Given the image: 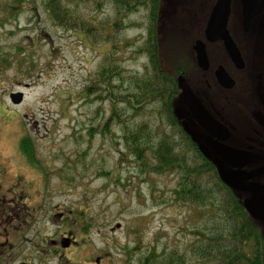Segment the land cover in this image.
I'll list each match as a JSON object with an SVG mask.
<instances>
[{"label":"rangeland","instance_id":"374dc122","mask_svg":"<svg viewBox=\"0 0 264 264\" xmlns=\"http://www.w3.org/2000/svg\"><path fill=\"white\" fill-rule=\"evenodd\" d=\"M46 1L29 0L16 10L12 0H0V153H21L30 162L32 156L38 166L57 171L46 186V208L60 206L67 217L47 224V237L58 225L75 223L79 243L65 248L71 262L64 256L62 264H84L104 254L107 264H141L154 247L184 250L194 242L192 230L205 222L198 208L177 200L180 173L155 172L152 162V146L166 134L180 141V134L159 103L139 115L126 112L122 122L138 129L139 150L146 144L144 160L138 158L122 124L107 128L110 84L98 89L103 67H118L124 79L149 69L141 52L151 27L149 0L139 6L131 0V12L119 10L114 0H63L69 17L64 23L73 25L74 19L81 30L96 28L90 37L56 24ZM171 3L162 18L182 20L184 0ZM186 49L173 38L164 54L181 56ZM126 85L118 77L112 84L120 93ZM18 93L24 100L15 105L11 96Z\"/></svg>","mask_w":264,"mask_h":264},{"label":"flooded vegetation","instance_id":"af4514ba","mask_svg":"<svg viewBox=\"0 0 264 264\" xmlns=\"http://www.w3.org/2000/svg\"><path fill=\"white\" fill-rule=\"evenodd\" d=\"M170 6L171 0L151 6L157 9L151 26L164 49L173 38L187 45L181 56H165L176 83L173 113L184 150L215 165L249 216L264 225L246 208L254 196L264 199V0H184L182 20L162 18ZM198 105L217 128L197 120ZM222 152H232L235 163ZM39 164L21 153H0V264H62L64 256L70 263L65 248L79 244L75 223L58 225L47 237V224L55 226L67 212L60 206L48 212L46 186L58 173ZM108 256L84 264H107Z\"/></svg>","mask_w":264,"mask_h":264},{"label":"trees","instance_id":"16d2710c","mask_svg":"<svg viewBox=\"0 0 264 264\" xmlns=\"http://www.w3.org/2000/svg\"><path fill=\"white\" fill-rule=\"evenodd\" d=\"M28 1L12 0L10 6L16 10H23ZM62 1L45 2L52 20L59 25H63L69 18L66 17L67 13ZM132 1L134 6L136 4L139 6L146 0ZM114 2L119 10L126 8L125 12L133 11L131 0H114ZM149 2L151 8L153 5L155 7L159 0H149ZM156 16L157 9H151V24L156 20ZM71 22L73 25L64 23V26L72 32L90 37L92 32L98 31L94 27L91 30L87 28L81 30L79 21L73 19ZM81 27L86 26L81 25ZM141 52H145L149 62V69L143 75L124 79L118 67L113 66L109 70L103 67L98 89L101 90V85L110 84L112 111L107 128L113 123L122 124V128L127 130L124 133L131 135V140H126L128 145L133 146L131 154L144 160L146 144L144 143L139 150L141 144L138 140V129L131 131L129 125L122 122L126 112L132 111L139 115L146 106L159 103L171 124L170 127L177 132L179 129L173 113L177 96L176 83L167 69L160 36L152 26L148 29V39ZM117 77L118 81L127 84L125 93L115 92L112 84ZM91 90V88L87 89V93H92ZM122 104L125 110L120 109ZM148 137L150 138L149 135ZM26 139L22 140V146L24 152L28 153L31 147L29 148V141ZM179 140L166 134L154 146L152 142L150 143L153 151V170L180 173L176 198L190 207L198 208L205 224L192 230L194 242L188 244L184 250L170 249L167 246L159 251L154 247L143 257L141 264H264V225L249 216L246 209L219 178L216 166L208 160L189 158L181 137ZM31 159L34 161V157L31 156Z\"/></svg>","mask_w":264,"mask_h":264},{"label":"water","instance_id":"95a60500","mask_svg":"<svg viewBox=\"0 0 264 264\" xmlns=\"http://www.w3.org/2000/svg\"><path fill=\"white\" fill-rule=\"evenodd\" d=\"M205 53H203V55L201 56V54H199V59L201 60V58L205 57ZM201 62V61H200ZM11 100L15 105H20L22 104L23 100H24V96L21 93L18 94H13L11 96ZM197 120H199L205 127H208L210 129H215L217 128L216 124H214V122H212V120H210L209 118H205L204 114L202 113V109L200 108V106L198 105L197 109H193ZM223 153V152H222ZM223 156H225L226 161H228L229 163L234 164L235 163V156L232 152H226L223 153ZM245 162V161H244ZM240 164H244V163H240ZM224 176V180L229 183V184H234L230 177L227 175H223ZM263 198L261 196H254L253 198H251L249 201L246 202V208L248 210V212L251 214V216L258 220V221H264V214H262V209L264 208L263 205H261L263 203ZM120 225L117 226V228H119ZM65 246V245H64Z\"/></svg>","mask_w":264,"mask_h":264}]
</instances>
